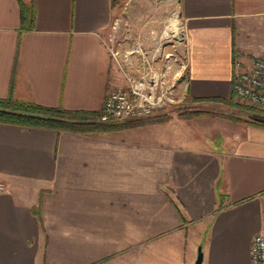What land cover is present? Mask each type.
Returning <instances> with one entry per match:
<instances>
[{
    "label": "crops",
    "instance_id": "obj_1",
    "mask_svg": "<svg viewBox=\"0 0 264 264\" xmlns=\"http://www.w3.org/2000/svg\"><path fill=\"white\" fill-rule=\"evenodd\" d=\"M0 0V99L102 112L127 82L106 42L118 0ZM190 100L226 99L264 57V0H180ZM174 118L104 134L0 123V264H253L264 128ZM209 126V127H208Z\"/></svg>",
    "mask_w": 264,
    "mask_h": 264
},
{
    "label": "rangeland",
    "instance_id": "obj_2",
    "mask_svg": "<svg viewBox=\"0 0 264 264\" xmlns=\"http://www.w3.org/2000/svg\"><path fill=\"white\" fill-rule=\"evenodd\" d=\"M118 9V17L106 34V42L109 48L117 53L116 57L125 70L124 73L139 75L143 58L149 60L155 69L170 68L167 70L170 82L174 80L175 70H181V78L175 82V98L179 103L168 109L158 110L149 118L106 124H140L157 116H168L170 120L179 118L195 124L201 122L204 125H212L214 120H227L234 124L244 125L228 118L227 113L243 120H255L252 117L256 115L229 109L222 105L193 101L187 96L183 87L188 78L185 43L175 41L172 33L174 21L178 22L183 29L180 0H118ZM126 60L132 62L133 67L128 66ZM236 102L255 109L240 103L237 99ZM201 111L203 115L197 117L190 119L182 117L186 113Z\"/></svg>",
    "mask_w": 264,
    "mask_h": 264
},
{
    "label": "built area",
    "instance_id": "obj_3",
    "mask_svg": "<svg viewBox=\"0 0 264 264\" xmlns=\"http://www.w3.org/2000/svg\"><path fill=\"white\" fill-rule=\"evenodd\" d=\"M126 61L128 66L133 67L132 62ZM119 65L124 73L120 62ZM233 66L232 90L236 99L264 112V57L244 59L242 53L238 52ZM169 69H155L149 60L143 58L139 75L124 73L126 86L108 93L99 121L113 123L141 120L153 116L158 110L177 105L179 102L175 98V82L181 78L182 72L175 70L174 80L170 82L167 71ZM5 189V185L0 184V190ZM251 257L253 264H264V233L254 238Z\"/></svg>",
    "mask_w": 264,
    "mask_h": 264
},
{
    "label": "trees",
    "instance_id": "obj_4",
    "mask_svg": "<svg viewBox=\"0 0 264 264\" xmlns=\"http://www.w3.org/2000/svg\"><path fill=\"white\" fill-rule=\"evenodd\" d=\"M20 7L21 24L24 32L34 29L36 22V11L34 6L27 5L23 0H18ZM211 103L213 105H222L229 109L250 113L256 116L264 117V112L255 110L236 102V96L232 90L230 96L226 99H209L203 103ZM102 112L86 113L74 112L64 108H49L40 106L33 102L0 99V123L14 124L26 127H38L44 129H53L58 132L69 131L79 134H104L114 131H120L128 127H139L146 125L162 124L170 120L168 116H157L147 122L140 124H104L99 121ZM203 115V112H190L182 117L190 119ZM227 117L243 123L246 126H255L264 128V122L255 120H243L238 116L227 113Z\"/></svg>",
    "mask_w": 264,
    "mask_h": 264
},
{
    "label": "water",
    "instance_id": "obj_5",
    "mask_svg": "<svg viewBox=\"0 0 264 264\" xmlns=\"http://www.w3.org/2000/svg\"><path fill=\"white\" fill-rule=\"evenodd\" d=\"M172 33H173V38L175 41H177V42H183L184 41V38H185L184 37V30L182 29V27L180 26V24L178 22H175L173 24ZM252 118H254L257 121L264 122V117H256L255 116ZM203 260H204V255H203L202 249L199 248L198 249V256H197L195 264H203Z\"/></svg>",
    "mask_w": 264,
    "mask_h": 264
},
{
    "label": "bare ground",
    "instance_id": "obj_6",
    "mask_svg": "<svg viewBox=\"0 0 264 264\" xmlns=\"http://www.w3.org/2000/svg\"><path fill=\"white\" fill-rule=\"evenodd\" d=\"M176 21H174L173 23H175Z\"/></svg>",
    "mask_w": 264,
    "mask_h": 264
}]
</instances>
